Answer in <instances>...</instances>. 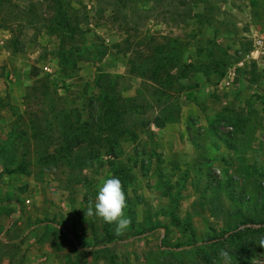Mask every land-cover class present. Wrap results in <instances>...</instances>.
Wrapping results in <instances>:
<instances>
[{"label":"rangeland","instance_id":"374dc122","mask_svg":"<svg viewBox=\"0 0 264 264\" xmlns=\"http://www.w3.org/2000/svg\"><path fill=\"white\" fill-rule=\"evenodd\" d=\"M260 38L264 0H0V264H264ZM111 176L121 235L85 215Z\"/></svg>","mask_w":264,"mask_h":264},{"label":"clouds","instance_id":"9594fccd","mask_svg":"<svg viewBox=\"0 0 264 264\" xmlns=\"http://www.w3.org/2000/svg\"><path fill=\"white\" fill-rule=\"evenodd\" d=\"M127 199L121 180L115 176L100 180L98 193L93 201L88 202L86 217L96 216L106 224H115V234L121 235L131 225V218L125 215ZM259 246L264 247V237L260 238ZM219 256L228 264L229 253L225 250L219 252Z\"/></svg>","mask_w":264,"mask_h":264},{"label":"trees","instance_id":"16d2710c","mask_svg":"<svg viewBox=\"0 0 264 264\" xmlns=\"http://www.w3.org/2000/svg\"><path fill=\"white\" fill-rule=\"evenodd\" d=\"M132 69L135 71V74L139 75L140 77H147V78L151 79L154 82L161 83V85H162V81L164 79V76L165 75H169L170 76L169 70H171V66L168 67V64L167 63L162 64V65H159L157 63V65H155V62L154 61L153 62H150V63L147 62V63H145L143 65H138L136 62H134V63H132ZM134 71H132V72H134ZM131 75H134V73H131ZM108 78H109L108 81H107L108 84L105 85L106 88L104 87L105 88V91L107 93H108V91L110 92V88L113 89V83H114V81L115 82H118V81L120 82V81H123L124 80V78L122 76L114 77L112 75H109ZM167 86L168 85H166V88H164V89L168 91L169 89H168ZM163 94H162V96H164ZM110 96H111V92L108 93L106 95V97H105V100L108 102V104L112 102V99L110 98ZM130 106H131V108L133 110V108H141V107L144 108L147 105H145V104L142 105V104H138V103H132ZM127 109L130 111L129 106L127 107ZM108 110H111V109H108L107 108L106 111H105V113ZM144 111L147 112L146 110H144ZM113 114H116V113H110V115L107 117V119H109V120L106 121V123H108L109 121H111L110 119L113 118ZM122 116L125 119L128 116L127 115V112L124 113V114H122ZM178 119H179L178 116L174 117L172 115H169L168 113H163V114H161L156 119L155 125L158 128H164L166 124H168V123H174V122L178 121Z\"/></svg>","mask_w":264,"mask_h":264},{"label":"built area","instance_id":"2783aa9c","mask_svg":"<svg viewBox=\"0 0 264 264\" xmlns=\"http://www.w3.org/2000/svg\"><path fill=\"white\" fill-rule=\"evenodd\" d=\"M255 49L256 51L252 52L250 55L246 57L244 61H242V63L240 64L241 66H244L247 63L246 60L250 58L256 60L257 58H259L260 55L264 54V39L260 38L259 40L256 41ZM256 54L257 56L255 57ZM228 85H230V82H228Z\"/></svg>","mask_w":264,"mask_h":264},{"label":"crops","instance_id":"0c3cea01","mask_svg":"<svg viewBox=\"0 0 264 264\" xmlns=\"http://www.w3.org/2000/svg\"><path fill=\"white\" fill-rule=\"evenodd\" d=\"M18 244L21 245L23 249H27V248H29V245L21 244V243H18Z\"/></svg>","mask_w":264,"mask_h":264}]
</instances>
